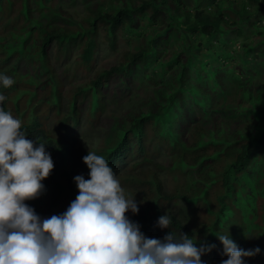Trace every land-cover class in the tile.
<instances>
[{
    "label": "trees",
    "instance_id": "1",
    "mask_svg": "<svg viewBox=\"0 0 264 264\" xmlns=\"http://www.w3.org/2000/svg\"><path fill=\"white\" fill-rule=\"evenodd\" d=\"M260 66L264 0H0V75L15 81L0 107L54 162L26 203L63 214L92 151L135 196L126 215L147 238L185 233L215 245L204 264H221L217 235H229L260 249L244 264H264Z\"/></svg>",
    "mask_w": 264,
    "mask_h": 264
},
{
    "label": "clouds",
    "instance_id": "2",
    "mask_svg": "<svg viewBox=\"0 0 264 264\" xmlns=\"http://www.w3.org/2000/svg\"><path fill=\"white\" fill-rule=\"evenodd\" d=\"M14 83L0 75L3 88ZM5 99L0 94V102ZM21 129V120L0 107V264H204L201 257L215 248L207 243L197 247L182 232L147 238L126 215L139 212L135 196H126L107 160L92 151L83 157L90 178L74 177L75 200L63 214L41 219L26 201L43 194L42 181L54 162L46 144ZM157 223L167 229L172 219L166 213ZM217 237L227 256L221 264H244L245 257L260 252L258 247L239 248L229 235Z\"/></svg>",
    "mask_w": 264,
    "mask_h": 264
},
{
    "label": "rangeland",
    "instance_id": "3",
    "mask_svg": "<svg viewBox=\"0 0 264 264\" xmlns=\"http://www.w3.org/2000/svg\"><path fill=\"white\" fill-rule=\"evenodd\" d=\"M246 65H251V63L246 64ZM258 70H259L260 74L257 77L259 79H261L262 76L264 75V68H262L260 66L258 68ZM81 80H82V78H80L79 76L73 75L72 77H68V79L64 80V82H63L64 90L69 88L70 84L76 85L77 83L81 82ZM79 107H80L81 111H88L87 109L90 107V102L88 101V99H85V100L81 101V103L79 104ZM105 121H106L105 117L101 115V121H100L101 125L107 126V123Z\"/></svg>",
    "mask_w": 264,
    "mask_h": 264
}]
</instances>
